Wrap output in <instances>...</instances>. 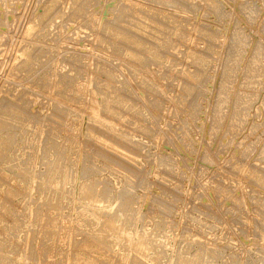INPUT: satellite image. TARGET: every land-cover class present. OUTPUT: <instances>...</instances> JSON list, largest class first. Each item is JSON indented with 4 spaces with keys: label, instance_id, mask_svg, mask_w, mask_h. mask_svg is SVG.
Segmentation results:
<instances>
[{
    "label": "rangeland",
    "instance_id": "1",
    "mask_svg": "<svg viewBox=\"0 0 264 264\" xmlns=\"http://www.w3.org/2000/svg\"><path fill=\"white\" fill-rule=\"evenodd\" d=\"M262 97L264 0H0V264H264Z\"/></svg>",
    "mask_w": 264,
    "mask_h": 264
},
{
    "label": "bare ground",
    "instance_id": "2",
    "mask_svg": "<svg viewBox=\"0 0 264 264\" xmlns=\"http://www.w3.org/2000/svg\"><path fill=\"white\" fill-rule=\"evenodd\" d=\"M119 1V0H118ZM156 1V0H155ZM160 1H162V0H160ZM165 1V0H164ZM172 1V0H171ZM77 2V1H76ZM80 2V1H79ZM88 2H89V0H88ZM169 2H170V0H169ZM176 2V1H175ZM192 2V1H191ZM55 3V2H54ZM166 3H167V1H166ZM242 3V2H241ZM120 3H118V5H119ZM133 4H135V3H133ZM80 5V4H79ZM117 5V7L118 8H116L117 10H119V9H121L122 11L124 10V8H126V5H119L118 6ZM116 6V5H115ZM129 6V5H128ZM127 6V7H128ZM137 6V5H136ZM239 6V5H238ZM243 6V5H242ZM217 7V6H216ZM215 6H214V8L215 9H217ZM219 7V6H218ZM240 7V6H239ZM244 7H245V5H244ZM83 8V7H82ZM87 8H88V6H87ZM211 8H213V7H211ZM114 9V8H113ZM130 9V8H129ZM128 9V10H129ZM219 9V8H218ZM243 9V8H242ZM126 10V9H125ZM127 10V11H128ZM222 10V9H221ZM217 11V10H216ZM130 12H131V10H130ZM135 12V11H134ZM219 12H220V10H219ZM245 12H246V10H245ZM84 13H85V11H84ZM139 13V12H138ZM140 13H142V14H144V12H141L140 11ZM224 13V12H223ZM118 14H121V13H118ZM125 14V13H124ZM130 14V13H129ZM133 14V13H132ZM248 14V13H247ZM251 14V13H250ZM126 15H127V13H126ZM145 15V17H146V15L147 14H144ZM147 16H149V15H147ZM133 18H134V16H132ZM150 17V16H149ZM220 17V16H219ZM130 18H131V16H130ZM133 18H131L132 20H133ZM136 18L137 17H135V19L133 20V22L131 21H129L128 23H130V24H128L129 25V29H125L124 27V30L123 31H119L120 33H121V36L120 35H118V37L120 36L122 39H124V40H126V41H128V43H132V45L133 44H135V43H137L138 42V40H139V38H137V33H136V30H138L139 31V29H140V27H141V23L142 22H140V20H138V18H137V20H136ZM247 18V17H246ZM157 19V18H156ZM120 20V19H119ZM136 20V21H135ZM101 23V22H100ZM106 23V22H105ZM149 25V24H148ZM162 25H164V24H162ZM236 26V25H235ZM122 28V27H121ZM148 28V27H147ZM119 29V28H118ZM122 30V29H121ZM134 31V32H133ZM137 31V32H138ZM163 31V30H162ZM165 32V31H164ZM114 33H115V35L116 34H118L117 32H116V30L114 31ZM139 33V32H138ZM141 34V33H140ZM157 33H155V35H156ZM234 34V33H233ZM114 35V36H115ZM154 35V36H155ZM214 35V34H213ZM211 36H212V34H211ZM116 37V36H115ZM167 37V36H166ZM214 37H216V36H214ZM233 37V36H232ZM167 39V38H166ZM213 40V39H212ZM216 40V39H215ZM215 40H213V41H215ZM166 41V40H165ZM152 42V41H151ZM160 42V41H159ZM167 42V41H166ZM229 42V41H228ZM245 42V36H244V34L242 33V31L240 32L239 30H236L235 31V34H234V37H233V43L231 42V44H232V46H230V49L228 50L229 51V54H228V57H227V59L228 60H226L227 61V67H226V65H225V67H226V69H225V72L223 73L224 74V77H222L223 79V81H222V85H221V87H220V90L222 91L220 94H221V96L223 95V93H226V94H224L225 95V97L227 96V93H228V90H229V85L231 84V75H233L232 73L235 71V69H238V68H236L237 67V63L239 62H237V57H238V52L240 51V49H241V47L243 46V43ZM162 42H160V44H161ZM143 44V43H142ZM165 44H167V43H165ZM165 44H163L164 46H165ZM230 44V45H231ZM159 45V44H158ZM248 45V44H247ZM149 46V45H148ZM163 46V47H164ZM259 46V45H258ZM257 46V47H258ZM151 48H152V50L155 52L154 53V55H156V53L158 52L157 50H155V49H157L156 48V45L154 44V46H150ZM160 47V46H159ZM246 47V46H245ZM245 47H243V48H245ZM256 47V48H257ZM129 48V47H128ZM146 48V47H145ZM259 48V47H258ZM163 49V48H162ZM39 50V49H38ZM160 50V49H159ZM226 50V49H225ZM242 50V49H241ZM209 51H211V50H209ZM260 52V51H259ZM136 55V54H135ZM251 55V54H250ZM252 56V55H251ZM139 57V56H138ZM255 57H257V56H254V58ZM33 58V57H32ZM253 58V57H252ZM239 59V58H238ZM258 59V58H257ZM240 61H241V59H240ZM256 61H258V60H256ZM225 63V62H224ZM253 65H251V66H248V68H245V70H244V74H242V75H245V77H244V79H243V81L240 83V89L238 90V91H236V93H237V96H236V99H234V110H233V112H232V114H231V119H230V123L228 124V128H229V130H232V132H233V130L234 129H236L237 130V128L239 127V123L242 121V123L244 122L242 119V117L244 116V115H242V109H241V105L244 103V104H247V102H248V100H249V98L250 97H252L253 96V93L254 92H256V91H254V92H252L253 90H250L251 92H248L247 91V89L250 87V88H252V87H255V88H257L256 86H253L254 84H256L257 85V78H258V62H257V64H256V62H255V60H253ZM239 64V63H238ZM242 64V63H241ZM247 64V63H246ZM257 65V66H256ZM239 66V65H238ZM243 66V65H242ZM246 66V65H245ZM30 67H31V65H30ZM224 67V68H225ZM243 68V67H242ZM237 71V70H236ZM239 72V71H238ZM236 73V72H235ZM107 74V73H106ZM113 76V75H112ZM205 76V75H204ZM200 77H202V76H200ZM243 77V76H242ZM202 79V78H201ZM207 79V78H206ZM260 79V78H259ZM203 80V79H202ZM65 82V81H64ZM200 82H201V84H200ZM199 82V85H198V83L196 84V85H198L197 86V88H198V90L199 91H203L204 90V81L202 82V81H200ZM260 82V81H259ZM221 84V83H220ZM192 85V84H191ZM191 85H189V84H187V86H186V90L188 91V90H191L192 89V87H191ZM252 86V87H251ZM196 87V86H195ZM97 88H98V86H97ZM102 88V87H101ZM206 88V87H205ZM118 89V88H117ZM254 89V88H253ZM103 91V90H102ZM116 92V90L114 91V94H116L115 93ZM111 93V92H110ZM117 93H120V92H117ZM195 93V92H194ZM203 93V92H202ZM193 94V93H192ZM196 94H197V92H196ZM195 94V95H196ZM119 95V94H118ZM118 95H117V97H118ZM187 95V94H186ZM224 95L222 96V97H220V98H222V99H219V102H218V104L217 105H219V106H222L223 104H224V100L226 101V99H225V97H224ZM123 96V95H122ZM193 96V95H192ZM197 96V95H196ZM120 98H121V96H119ZM195 97V96H194ZM198 97V96H197ZM256 97V96H255ZM219 98V97H218ZM253 98V97H252ZM262 98H264V97H262ZM194 99V98H193ZM196 99V98H195ZM125 100V99H124ZM106 101V100H105ZM116 101V100H115ZM120 101V100H119ZM116 102H118V100L116 101ZM114 103V102H113ZM191 103H192V100H191ZM105 104V103H104ZM158 104V103H157ZM248 104H250V102H248ZM107 105V104H106ZM105 105V106H106ZM109 105V104H108ZM108 105L106 106V107H108ZM198 101L196 100L195 101V103L193 104V105H191V109H190V116H192V117H194V114H195V112L197 111V107H198ZM262 105H264V104H262ZM111 106V105H110ZM216 106V105H215ZM116 107V106H115ZM216 108H217V106H216ZM221 109H222V107H220ZM245 105H244V111H245ZM109 109V108H108ZM247 109V108H246ZM216 110H218L217 111V113H214V115L216 114V117H214L215 119V122H214V125L216 124V123H219L220 124V121L219 120H221V119H219V117H222V115L220 114L221 113V111H220V109H216ZM115 111V110H114ZM243 111V112H244ZM118 112V111H117ZM216 112V111H215ZM122 114H124V113H122ZM221 115V116H220ZM191 117V118H192ZM115 118V117H114ZM3 119V118H2ZM118 119V118H117ZM213 119V118H212ZM10 120V119H9ZM56 120V119H55ZM58 120V119H57ZM56 120V121H57ZM189 120V119H188ZM196 122V121H195ZM221 122H223V121H221ZM213 123V122H212ZM15 124V123H14ZM226 124V123H225ZM218 125V124H217ZM217 125H215V126H217ZM237 125H238V127H237ZM241 126V125H240ZM13 127V126H12ZM243 127H245V126H243ZM191 128V127H190ZM241 128V127H240ZM250 128V127H249ZM217 129V128H216ZM227 129V128H226ZM1 130V129H0ZM229 130L227 131V132H229ZM184 132V131H183ZM188 132V131H187ZM248 132V131H247ZM237 134V133H236ZM227 135H229V134H227ZM231 135V134H230ZM185 136V135H184ZM255 138V137H254ZM184 139H186V138H184ZM184 139H183V142H184ZM239 141V140H238ZM186 143L187 144H189V142H187L186 141ZM243 143V142H242ZM184 144H185V142H184ZM236 144V143H235ZM240 145V144H239ZM244 145V144H243ZM245 145H246V142H245ZM248 145V144H247ZM224 146V145H223ZM239 149V148H238ZM248 152V151H247ZM167 160V159H166ZM169 161V160H168ZM165 162V161H164ZM170 168V167H169ZM172 169V168H171ZM262 175H264V174H262ZM260 178H262V177H260ZM262 180H264V179H262ZM256 181H258V182H260L259 181V179L257 178V180ZM89 190V189H88ZM89 191H93V190H89ZM93 197V196H92ZM96 200V199H95ZM127 202H125V204H126ZM97 215V214H96ZM100 215V214H99ZM104 217V216H103ZM117 232V231H116ZM122 232H124V231H122ZM122 232H121V235H122ZM120 237V236H119ZM124 237V236H123ZM125 238H127L126 236H125ZM124 239V238H123ZM126 240H128V238L126 239ZM192 262V261H191ZM194 262H192V264H193ZM197 264V263H196Z\"/></svg>",
    "mask_w": 264,
    "mask_h": 264
}]
</instances>
